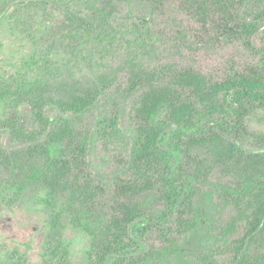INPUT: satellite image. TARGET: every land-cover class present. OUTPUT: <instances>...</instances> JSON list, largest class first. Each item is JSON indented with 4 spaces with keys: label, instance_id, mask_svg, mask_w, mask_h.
<instances>
[{
    "label": "trees",
    "instance_id": "16d2710c",
    "mask_svg": "<svg viewBox=\"0 0 264 264\" xmlns=\"http://www.w3.org/2000/svg\"><path fill=\"white\" fill-rule=\"evenodd\" d=\"M166 1H35L60 16L70 34L66 53L73 61L59 72L52 69L53 63L49 59L35 56L33 63L42 69L41 75L0 82L3 109L0 131L6 130L22 142L20 147L8 150L0 139V204L11 206L30 187L40 192L36 202L50 213L45 247L48 264H72L63 238L65 218L72 228L82 229L90 237L86 264H107L110 256H117L120 263V256L127 254L128 248L135 244L129 226L147 212L138 195L151 188H158L166 207L158 219L177 210L182 231L193 232L203 219L200 207L193 200L198 187L187 186L179 180L177 172L183 167L171 163L182 154L194 159L198 151H206L205 156L214 158L226 168L244 171L237 189H233L237 194L224 197L237 207V215L219 233L227 235L236 220H246L249 226L243 245L258 243L263 250L240 248L236 264H264V154L256 159L222 136V133L234 136V124L241 125L254 111L264 109V64L249 67L245 72L218 82H209L199 71L176 68L173 64L146 68L143 63V57L148 58L149 54L145 52L146 48L156 41V35L150 33V20ZM179 1L181 7L203 26L216 13H222L221 26L225 32L247 38L261 28L264 30V0ZM242 4L246 5L245 12H254V18L235 23L233 12H241ZM138 7L146 13L135 20ZM122 12H126L124 19L129 22V33L119 30L115 23ZM256 20L263 23L256 24ZM126 35L130 37L132 48L142 51H129L117 69H111L108 62L101 63V60L107 61L105 56L110 55L112 45L120 40L125 44L123 38ZM86 69L90 73H86ZM121 70H126L129 90L146 88L140 93L135 107L139 125L129 163L132 178L121 180L115 187V213L106 218L99 210L105 190L88 169L85 155L88 138L82 137L65 115L80 114L89 109L100 93L116 81ZM66 72L68 78L58 80ZM181 90L189 91L191 99L184 98ZM21 104L29 106L37 130L24 129L18 115ZM48 106H55L59 111L55 119L46 113ZM162 109L168 110L166 120L155 122ZM229 112L235 123L225 120ZM167 123L175 125L176 129L166 134ZM107 125L106 121H101L98 128L105 131ZM111 125L116 122L112 121ZM40 135L43 137L39 140ZM166 138L168 148L161 145ZM207 158L196 162L190 173L194 179L192 183L200 180ZM211 170L212 167L208 171ZM248 209H251L249 214ZM167 241L165 250L177 255L179 248L173 249L175 239L167 238ZM23 257H17L20 264Z\"/></svg>",
    "mask_w": 264,
    "mask_h": 264
},
{
    "label": "rangeland",
    "instance_id": "374dc122",
    "mask_svg": "<svg viewBox=\"0 0 264 264\" xmlns=\"http://www.w3.org/2000/svg\"><path fill=\"white\" fill-rule=\"evenodd\" d=\"M35 1L43 0H0L2 83L12 82L20 77L32 79L41 75L42 69L33 63L35 56L49 59L53 63L52 69L59 72H63L67 63L71 64L73 61L66 53L70 34L60 16ZM245 8L246 5H243L241 12H233L235 23L243 21L244 18L245 21L253 20L254 12H245ZM125 13H120L115 23L119 30L129 33V22L124 19ZM145 13L142 7H138L134 19L144 17ZM257 23L261 25L263 22L256 20ZM221 24L222 13H216L203 26L181 7L179 0H167L160 12L154 13L150 20V33L152 36L156 35V41L146 48L145 52L149 54L148 58L143 57L145 67L173 64L176 68L199 71L209 82H218L235 73L245 72L249 67L264 64L263 28L246 38L232 34L231 31L225 32ZM129 40V35H126L123 38L125 44L120 40L112 45L110 55L105 56L107 61L100 62H108L112 65L108 67L117 69L116 66L124 62L129 51H142L137 47L132 48L133 44ZM85 72L90 73V70L86 69ZM65 75L67 72L59 76L58 80H66L68 76ZM145 88L129 90L126 70H121L116 81L100 93L89 109L80 114L65 115L72 120L73 127L82 133V137L88 138L85 153L88 169L105 190L99 210L106 218L115 213V187L121 180L132 178L129 163L139 125V120L135 117V107ZM181 91L184 98L191 99L189 91ZM2 110L0 105V114ZM167 111L162 109L155 117V122L166 120ZM46 113L55 119L59 111L55 106H48ZM18 115L25 130L38 129L27 104L19 106ZM225 120L235 123L231 112L225 115ZM101 121L108 124L105 131L98 128ZM112 121L116 125H111ZM167 124L166 134L176 129L175 125ZM233 132L234 136L224 133L222 136L259 159L258 155L264 154V139H261L264 138V109L254 111L243 124H234ZM42 137L40 135L39 140ZM0 139L8 150L22 145V142L11 137L6 130L0 131ZM166 140L167 138L161 143L164 148H168ZM205 154L206 151H198L194 156L195 161L192 162L194 159L190 160L182 154L171 163L173 166L177 164L183 167L177 172L179 180L187 186L194 184L199 189L196 190L193 200L200 207V216L203 218L201 224L193 232L182 231L178 225L177 210L158 219L166 210L161 192L158 188L143 191L138 199L147 212L129 226L135 244L128 248L127 254L120 256V263L117 262V256H110L107 264H236L240 248L256 252L263 250L258 243L248 242L243 245V237L249 226L244 219L236 220L229 234L219 233L237 215V207L233 202H227L224 197L237 194L233 189H237V183L245 174L239 168H226L221 162ZM206 158L207 165L202 169L200 180L192 183L194 179L190 173L196 162ZM210 167L212 170L209 172ZM262 172L264 174V170ZM39 194L37 189L30 187L11 206L0 204V264H20L18 255L24 256L21 264H48L45 247L50 213L37 204ZM1 196L0 192V198ZM246 212L249 214L251 209ZM64 223L63 238L69 249L71 263L86 264L90 247L89 235L82 229L72 228L67 218ZM167 238L175 239L176 245L173 249L179 248L177 255L165 250L169 243ZM141 258L144 260L141 261Z\"/></svg>",
    "mask_w": 264,
    "mask_h": 264
}]
</instances>
